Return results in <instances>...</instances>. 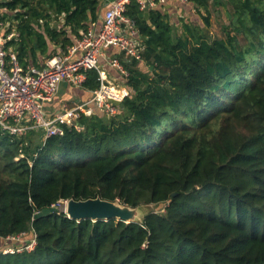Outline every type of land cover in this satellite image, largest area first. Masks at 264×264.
I'll list each match as a JSON object with an SVG mask.
<instances>
[{"label":"trees","instance_id":"trees-1","mask_svg":"<svg viewBox=\"0 0 264 264\" xmlns=\"http://www.w3.org/2000/svg\"><path fill=\"white\" fill-rule=\"evenodd\" d=\"M221 1V0H220ZM224 36L191 22L181 33L164 5L125 14L144 46L121 59L129 93L117 112L80 114L62 134L0 128V241L36 234L0 264H264V0H226ZM223 3V1L221 2ZM203 15L209 0H190ZM21 65L66 50L96 23L104 0H6ZM60 17H62L60 21ZM207 24V16H203ZM143 62L147 71L138 64ZM82 87L100 86L86 71ZM99 196L137 207L140 221H80L62 200Z\"/></svg>","mask_w":264,"mask_h":264},{"label":"built area","instance_id":"built-area-1","mask_svg":"<svg viewBox=\"0 0 264 264\" xmlns=\"http://www.w3.org/2000/svg\"><path fill=\"white\" fill-rule=\"evenodd\" d=\"M5 1L0 0V128L18 136L32 129H41L45 140L48 136L62 134L63 124H76L80 114L92 115L93 110L88 106L90 103L103 113L115 114L117 107L113 101L121 98L102 82L99 88L92 91L89 100L65 107L52 116L47 115L45 104L53 100L61 83L81 86L88 70H96L100 80V59L106 58L107 49L116 48L129 59H141L144 46L135 36L137 29L134 21L125 14V6L130 0H110L99 29H94V24H91L65 51L55 50L41 63L25 66L20 64L11 44L19 33L13 10L3 5ZM136 1L140 10L167 3V0ZM176 1L190 3V0ZM109 64L127 76L128 72L117 58H109ZM66 202L62 200L57 204L64 207ZM31 231V237L25 231L5 237L0 253L33 250L36 234L33 228Z\"/></svg>","mask_w":264,"mask_h":264},{"label":"crops","instance_id":"crops-1","mask_svg":"<svg viewBox=\"0 0 264 264\" xmlns=\"http://www.w3.org/2000/svg\"><path fill=\"white\" fill-rule=\"evenodd\" d=\"M176 3L183 5V6L189 4V3L182 4L176 0H167V3L164 4L163 10H166L168 8H173V5ZM104 10H105V7L101 9L100 14H99V19L96 21V23H94V29L96 30L99 29V27L101 26V19H102ZM61 19L62 17H60V21ZM135 36L138 39V41L142 43V39L138 35L137 32ZM75 38L76 37H73V40ZM50 49L52 51H55V50L65 51L61 47L56 46V45H51ZM105 55H106V58L100 59V72H101L100 82L108 85L112 89L113 93L121 98L119 99V101H116V102H120L123 99V97L129 93V89L125 85L126 78L124 74H122L119 69L109 64V58L115 57L121 62V59H125L127 57H125L123 52L119 51L116 48L107 49L105 51ZM92 91L93 90L84 89L82 86H76V85L63 82L59 85L57 93L54 96L53 100L45 104V111L48 116H52L60 112L64 107H71L75 105L76 103L86 102L91 97ZM88 106L92 108L93 114L100 112V110H98L95 104L90 103ZM4 245H5V241H0V248H2Z\"/></svg>","mask_w":264,"mask_h":264},{"label":"rangeland","instance_id":"rangeland-1","mask_svg":"<svg viewBox=\"0 0 264 264\" xmlns=\"http://www.w3.org/2000/svg\"><path fill=\"white\" fill-rule=\"evenodd\" d=\"M223 1V3H221ZM226 0H209V7L207 12L202 11L203 15L194 7L193 4L180 5L174 4L173 8H168L164 12L168 16L170 23L176 28L177 33H181L183 25L186 22H191L198 29L205 31L208 35L213 37H222L224 36V26L228 24L229 21V12L230 6ZM207 16L209 24L206 23L203 16ZM138 66L147 71V67L143 62H140ZM65 108V107H64ZM63 108V109H64ZM62 109V110H63ZM61 210H64L62 204L54 206ZM162 206L160 204H146L137 208V219L141 220L142 217L151 211H161Z\"/></svg>","mask_w":264,"mask_h":264},{"label":"water","instance_id":"water-1","mask_svg":"<svg viewBox=\"0 0 264 264\" xmlns=\"http://www.w3.org/2000/svg\"><path fill=\"white\" fill-rule=\"evenodd\" d=\"M110 0H105V6L109 4ZM137 207H130L121 204L119 201H110L102 199L99 196L95 198H88L84 200H67L64 212L68 217L78 221L82 219L108 220L116 219L124 222L140 221L137 219ZM56 207L45 208L34 215V218L43 216L55 211Z\"/></svg>","mask_w":264,"mask_h":264}]
</instances>
